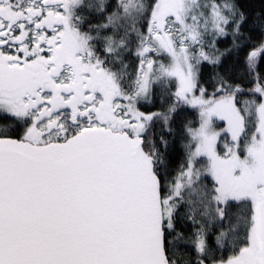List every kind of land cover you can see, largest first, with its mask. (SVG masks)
Here are the masks:
<instances>
[{"label":"snow or ice","instance_id":"snow-or-ice-1","mask_svg":"<svg viewBox=\"0 0 264 264\" xmlns=\"http://www.w3.org/2000/svg\"><path fill=\"white\" fill-rule=\"evenodd\" d=\"M0 264H264V0H0Z\"/></svg>","mask_w":264,"mask_h":264}]
</instances>
